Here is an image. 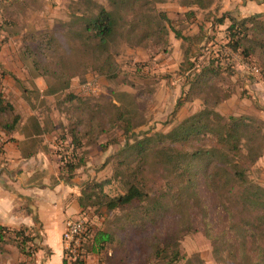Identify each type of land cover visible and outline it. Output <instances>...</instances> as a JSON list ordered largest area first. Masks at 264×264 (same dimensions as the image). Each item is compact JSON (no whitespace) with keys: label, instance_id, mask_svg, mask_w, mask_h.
<instances>
[{"label":"rangeland","instance_id":"rangeland-1","mask_svg":"<svg viewBox=\"0 0 264 264\" xmlns=\"http://www.w3.org/2000/svg\"><path fill=\"white\" fill-rule=\"evenodd\" d=\"M243 1L245 15L264 18V10ZM100 7L110 9L106 0H0V92L13 107L12 113L0 114V165L5 163L4 145L16 142L14 135H27L39 129V140L47 141L41 150L51 156L58 176L69 175L65 161L79 163L72 180H77L80 192L85 183L104 182L103 191L112 197L124 192L123 183L115 176L117 155L125 143L122 129L107 124L108 130L98 135L94 143L84 141L82 147L76 148L70 134L74 123L79 132L89 125L95 129L96 112H110L112 103L127 113L133 125L132 139H141L167 133L205 106L201 99L194 98L174 113L177 100L188 90V77L180 76L183 47L172 32L164 49L134 46L125 37H116L109 46L115 64L114 77L100 74L93 60L79 52V44L71 36L81 19L96 15ZM231 8H236L235 0L223 4L216 0L209 11L183 8L178 0H164L152 7V13H164L175 29L181 28L183 36H194L200 29L205 32L204 41L194 45L192 58L196 67L217 60L222 73L214 81L222 92L230 93L227 99L208 109L264 125V78L252 70L260 71V61L256 57L244 59L226 46L227 23L219 27L211 24L214 17ZM189 10L193 11L191 17L185 14ZM51 40H56L55 47L47 46ZM87 82L92 90L83 88ZM68 94L84 104L68 101ZM13 115L19 117V122L10 138L2 126ZM170 178L162 169L149 178V197L144 205L111 212L87 208L78 214L75 218L86 219L92 237L97 231L113 237L103 251H86L84 263L167 264L168 258L177 253L179 259L169 264H236L230 258L229 235L223 234L231 220L216 196L205 187L203 178L200 176L198 182L199 200L177 210L172 208L176 193ZM248 179L264 189V149L249 170ZM159 202L162 218L158 224L145 219L143 224L137 222L138 210L144 212L147 208L153 215L152 207ZM24 235L29 239L24 254L15 244L3 243L0 264H39L41 256L45 257L48 251L42 246L40 232L29 228ZM90 239L86 241V250L92 244Z\"/></svg>","mask_w":264,"mask_h":264},{"label":"trees","instance_id":"trees-1","mask_svg":"<svg viewBox=\"0 0 264 264\" xmlns=\"http://www.w3.org/2000/svg\"><path fill=\"white\" fill-rule=\"evenodd\" d=\"M106 1L110 9L100 7L96 15L81 19L78 29L72 32L73 40L79 44V52L93 60L94 68L100 74L113 78L115 64L109 55V46L116 37L123 36L134 46L164 49L168 45L169 32H172L183 43L184 61L180 65V76L188 77V90L177 100L174 113L194 98L201 99L205 108L183 119L167 133H155L141 139H132V122L122 108L112 103L109 104L110 112H96L98 122L95 129L89 125L88 129L79 132L74 123L70 134L71 143L76 144V148L82 147L84 141L94 143L98 135L108 130L107 124L112 128L120 127L125 137L123 148L117 155L115 175L123 183L124 192L111 197L103 191L106 183H85L78 198L79 214L87 208L111 212L144 205L149 197V178L158 175L159 169L170 175L175 186L172 208L177 210L199 200L197 188L201 176L205 187L216 196L220 207L231 220L229 227L223 231L231 241L230 258L236 264H264V189L248 179L249 170L263 153L264 125L245 117H225L209 110L227 99L230 93L222 92L214 81L222 73L217 60L212 59L196 67L192 58L194 45L204 41L203 29L194 36H183L181 28L175 29L173 21L164 13H152V7L164 0ZM215 1L178 0L181 7L200 11H209ZM185 14L191 17L193 11ZM212 20L214 27L227 23L226 46L232 52H239L244 59L256 57L261 68L260 71L255 69L264 78V18L257 15L236 17L224 12ZM56 43V40H51L47 46L55 47ZM67 99L84 104L72 94H68ZM8 112L12 113L13 107L4 101L0 92V114ZM18 122L19 117L13 115L10 122L3 124L2 131L6 136L11 138ZM65 162L64 167L69 175H60L59 178L70 183L73 172L81 164ZM152 208L153 215L149 214L147 208L144 212L138 210L140 217L137 222L143 224L145 219L158 224L162 218V204L159 202ZM78 218L84 220L86 231L79 256L71 264H85L86 251L99 253L113 241V237L104 231H97L92 237L86 219ZM204 222L208 224L206 220ZM27 229L14 230L0 226V246L6 242L13 243L24 254L29 241L24 235ZM89 239L92 244L86 250L85 244ZM214 242H217L216 238ZM178 259L177 253H174L167 264Z\"/></svg>","mask_w":264,"mask_h":264},{"label":"crops","instance_id":"crops-1","mask_svg":"<svg viewBox=\"0 0 264 264\" xmlns=\"http://www.w3.org/2000/svg\"><path fill=\"white\" fill-rule=\"evenodd\" d=\"M242 1L235 0L236 8L224 12L247 17ZM247 1L255 3L259 11L264 10L263 1ZM39 137L41 131L36 129L27 135H14L16 142L4 145L5 163L0 165V226L37 229L42 246L48 251L39 264H67L61 236L65 221L80 213V188L75 179L65 183L59 178L51 156L41 150L47 141L41 142Z\"/></svg>","mask_w":264,"mask_h":264},{"label":"built area","instance_id":"built-area-1","mask_svg":"<svg viewBox=\"0 0 264 264\" xmlns=\"http://www.w3.org/2000/svg\"><path fill=\"white\" fill-rule=\"evenodd\" d=\"M252 70L257 73V69L253 68ZM83 88L86 91L92 90L91 83L87 82ZM85 231L84 220L70 218L65 221L61 238L64 245V259L67 264H71L78 258L82 249Z\"/></svg>","mask_w":264,"mask_h":264}]
</instances>
